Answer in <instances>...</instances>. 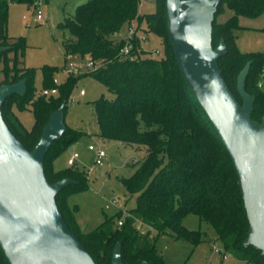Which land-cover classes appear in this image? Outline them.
<instances>
[{
  "label": "trees",
  "instance_id": "16d2710c",
  "mask_svg": "<svg viewBox=\"0 0 264 264\" xmlns=\"http://www.w3.org/2000/svg\"><path fill=\"white\" fill-rule=\"evenodd\" d=\"M11 1L32 4V0H0V47H4L0 52V84L24 79L26 89L23 94L7 96L0 109L10 130L30 150L49 114L61 103L65 111L70 92L81 74L67 73L60 83H55L57 67L43 64L42 89L55 88L56 92L46 95L41 90L35 95V68L24 63L25 37L10 36L7 31ZM139 3L140 0H87L58 23L70 35L62 40L64 56L76 55L91 61L93 68L87 74L114 93L111 99L101 95L92 101L99 136L145 147V155L133 172L121 178L127 196L135 204L124 216L120 210L109 216L104 214L93 229H80L75 217L78 205L69 204L68 198L88 188L87 170L75 164L59 170L52 167L53 160L85 133L67 125L43 158L48 182L62 177L74 180L56 193L55 202L68 227L96 264H111L117 242L123 264H163L155 248L158 236L170 235L193 245L202 240L199 229L190 230L182 224L188 213L212 226L224 252L247 264H264L260 250L243 243L249 224L235 169L176 63L168 35L165 0H155L154 11L149 13H140ZM225 8L231 14L223 21L217 20ZM263 12L264 0H221L211 27L212 47L220 39L226 46L225 54L217 60L218 67L239 102L236 76L250 61L244 86L254 95L251 118L255 120L264 114V92L257 84L264 68V51H241L236 43V31L241 28L239 16L256 17ZM134 22L135 31L129 39L131 47L122 54L124 39L114 35L124 24L130 26ZM261 30L264 31V25ZM148 32L161 39L164 46L161 57L149 56L142 48ZM27 107L33 114L29 129L16 115V110ZM136 221L147 224L154 233L147 231L140 235ZM0 264H9L1 247Z\"/></svg>",
  "mask_w": 264,
  "mask_h": 264
},
{
  "label": "water",
  "instance_id": "95a60500",
  "mask_svg": "<svg viewBox=\"0 0 264 264\" xmlns=\"http://www.w3.org/2000/svg\"><path fill=\"white\" fill-rule=\"evenodd\" d=\"M220 1L165 0L168 35L189 90L233 163L249 224L243 243L264 255V114L260 120L251 118L254 95L244 86L250 61L236 76L241 102L221 75L217 60L226 46L222 39L216 47L211 45ZM25 89L24 79L0 84V104ZM63 108L61 103L49 114L30 150L10 130L0 109V247L9 264H96L55 202L56 193L74 180L62 177L50 183L43 171L46 151L65 129ZM111 264H123L119 242Z\"/></svg>",
  "mask_w": 264,
  "mask_h": 264
},
{
  "label": "rangeland",
  "instance_id": "374dc122",
  "mask_svg": "<svg viewBox=\"0 0 264 264\" xmlns=\"http://www.w3.org/2000/svg\"><path fill=\"white\" fill-rule=\"evenodd\" d=\"M41 19L35 23L33 15L36 9L32 4L24 1H11L8 8L7 31L10 36L25 37L27 45L24 63L35 68L34 87L35 95L42 90L41 66L43 64L54 65L57 71L54 74L56 83H60L67 75L64 69L68 62L73 63L69 73L81 74L76 80L64 111L65 125L85 132L76 142L73 148L77 153L75 165L87 170L88 188L85 191L75 193L70 199L78 204L75 213L76 221L81 230H91L104 217L120 210L122 216L134 206L133 198L127 196L121 183V178L129 176L137 164L145 155V147L142 145H129L116 140L103 139L98 134V125L93 109L92 101L99 96L111 99L114 93L93 76L87 74L90 70L86 65V59H80L76 55L64 56L62 40L69 38L66 30L58 27V23L66 16L74 13L75 7L87 0H40ZM155 0H140L138 11L140 13L153 12ZM231 11L225 8L217 20L223 21ZM25 15V18H22ZM238 23L242 28L236 31V43L241 51H264V12L256 17L239 16ZM144 27V23L141 24ZM132 27H135V22ZM128 26L124 24L114 35L120 39L126 36ZM142 48L146 54L152 57H161L164 46L161 39L154 33L148 32L142 40ZM260 89L264 92V76L261 72ZM257 82V83H258ZM83 90V95H79ZM21 123L29 129L33 123V114L29 107L16 110ZM88 144L100 146L106 153L102 164L94 163V150L87 148ZM70 151L64 150L55 158L54 167H63ZM67 166V165H66ZM116 200L113 202L112 200ZM107 205V206H105ZM182 224L190 230L199 229L203 233L202 240L192 243L174 238L170 235H160L155 240L156 251L161 255L163 264H247L230 252H225V257L213 249V246L221 248L220 241L216 239L212 226L198 218L197 215L188 213L182 219ZM140 235L147 231L154 232L141 221H136Z\"/></svg>",
  "mask_w": 264,
  "mask_h": 264
},
{
  "label": "built area",
  "instance_id": "2783aa9c",
  "mask_svg": "<svg viewBox=\"0 0 264 264\" xmlns=\"http://www.w3.org/2000/svg\"><path fill=\"white\" fill-rule=\"evenodd\" d=\"M40 4H41L40 0H32V5L36 9L35 14L33 15V21L35 23H37L42 17ZM23 18H25V16H23ZM132 25H133V23L130 26H128V32H127L126 36L123 37L124 44H123V46L120 49V53H122V54L127 53L128 50L131 47V43H130L129 39L132 38V36L134 34V31H135V29H134V27H132ZM139 37L143 38V35H140ZM86 61H87L86 65L89 66L90 69H92L93 68V63L91 61H89V60H86ZM71 67H73V63L72 62H68L67 65L65 64L64 69L69 73V72L72 71L70 69ZM262 74L264 76V68H263ZM53 81L55 83L57 82L55 78H53ZM257 84H258L259 87L261 86L260 82H258ZM55 92H56L55 88L42 89V93L46 94V95L47 94H51V93H55ZM83 93H84L83 90H79V95H82ZM88 149L89 150H94V154H95L94 155V163L97 164V165H101L103 157L106 155L105 151L100 146H95L93 144H89L88 145ZM76 159H77V153L74 150H72V151H70V154H69V156H68V158L66 160V164L67 165H74ZM112 201L116 202L115 199L112 200ZM105 206H107V205H105ZM121 222H122V220L120 219V220L117 221V224L120 225ZM213 249L215 251L219 252L221 254L222 258L225 257V252L223 251L222 248H217L216 246H213Z\"/></svg>",
  "mask_w": 264,
  "mask_h": 264
},
{
  "label": "crops",
  "instance_id": "0c3cea01",
  "mask_svg": "<svg viewBox=\"0 0 264 264\" xmlns=\"http://www.w3.org/2000/svg\"><path fill=\"white\" fill-rule=\"evenodd\" d=\"M23 16H25V15H22V18H23ZM239 25H240V27L242 28V27H244V26H242L240 23H239ZM239 30V29H238ZM83 95V94H82ZM89 145V144H88ZM88 145H87V148H88ZM72 148H73V145H72ZM73 150H74V148H73ZM70 154V153H69ZM69 156V155H68ZM68 156H67V158H68ZM67 158H66V160H67ZM54 163H55V159L53 160V162H52V167H53V169L54 170H59V169H62V168H64L67 164H66V161H65V165L63 166V167H54ZM74 195V194H73ZM73 195H70L69 196V198H68V201H69V204H77L76 202H71V197L73 196ZM78 205V204H77Z\"/></svg>",
  "mask_w": 264,
  "mask_h": 264
}]
</instances>
